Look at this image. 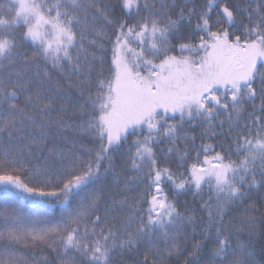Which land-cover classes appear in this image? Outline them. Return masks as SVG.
Here are the masks:
<instances>
[{
  "label": "snow or ice",
  "instance_id": "6c2138e0",
  "mask_svg": "<svg viewBox=\"0 0 264 264\" xmlns=\"http://www.w3.org/2000/svg\"><path fill=\"white\" fill-rule=\"evenodd\" d=\"M50 133L61 143L39 156ZM125 145L134 176L116 171ZM108 173L106 196L96 185ZM188 193L203 224L196 208L178 210L173 197ZM254 193H264V0H0V264H48L20 245L49 248L59 264L185 253L201 264L213 231L209 264H255L250 249L228 259L225 224L246 200L255 220Z\"/></svg>",
  "mask_w": 264,
  "mask_h": 264
},
{
  "label": "trees",
  "instance_id": "16d2710c",
  "mask_svg": "<svg viewBox=\"0 0 264 264\" xmlns=\"http://www.w3.org/2000/svg\"><path fill=\"white\" fill-rule=\"evenodd\" d=\"M199 3H204L205 0H198ZM213 16H215V13H213ZM24 31L23 28L18 29V35L21 34ZM107 44V41H105ZM110 61L111 58V51L109 50L107 53H105ZM54 131V130H53ZM193 133L197 136L196 144L197 146L201 143L200 140V133L201 129L199 126L195 127L193 130ZM61 143L59 139H53V135L50 133L47 141L44 145L45 151L39 153V156H44L46 154V149L50 148L52 146V143ZM206 143H211L214 146L217 144L216 139H208L205 141ZM131 141H129V144ZM87 144V141H86ZM87 146H91L88 144ZM128 145H125L124 148L121 150V153L116 154L115 156V163L117 165L116 171L117 172H122L124 176H134L135 172L129 169V166L125 164V160L127 158V149ZM160 147H164V145H161ZM217 151L220 149L217 147ZM82 158L87 159V154L83 152L81 149L80 152L78 153ZM235 158V157H234ZM196 159V153L192 152L190 154V158L187 161V164L190 165L191 163L195 162ZM200 160L203 161V155L200 156ZM33 164H41L43 163V160L41 159H34L31 161ZM161 165H167L173 169V171H176V159L175 156H172L169 159H165L163 155L161 154V160H160ZM103 171V169L101 170ZM180 171H183V169H180ZM106 179H103L100 183L96 185L97 188L103 186H106L105 188V195H113L116 194V188L111 184V181L113 179L112 174L108 173L106 174ZM120 188H123V184L120 185ZM140 189L143 188V185L139 186ZM168 191L169 189H165ZM135 194V191L133 192ZM171 195V193H170ZM262 197H264V193H254L253 194V199L256 201L257 208L259 211L251 213L252 216H255V220H250L249 216L245 214V208L252 203L250 200H246L244 202L243 206H238L229 211V214L225 216V224L227 225L228 232L231 235V245L230 248L231 250H235L237 253L236 257L229 256L228 259H235L238 258L242 248L243 249H250L251 250V259L255 261V264H264V202H262ZM178 205V210L181 211L182 213L185 211L186 206L187 207H194L197 209V216H198V222L203 224L207 217L204 212V210H201L199 208L198 202H194V198L191 193L188 194H180L178 196L173 197ZM199 198H196V201H198ZM23 203V202H20ZM24 207L27 208L29 207L28 205L24 204ZM41 207L44 206H32L31 211L36 213L39 212ZM48 211L51 213L52 218L54 219H59L60 216V211L59 208H51L48 207ZM6 224L5 221L2 217H0V231L5 230ZM187 233V248L190 250L192 243H195V240L193 239V234L191 228H188L185 230ZM214 236L215 232L213 231L212 237L213 239H210L206 242L204 246V250L200 255V261L201 264H209L210 257H211V251L210 249L214 246ZM195 239L199 240L201 239V229L197 228L196 233H195ZM179 242L184 245V236L181 235L179 238ZM16 251L18 254L22 253H36V256L41 262L44 260V258H47L48 264H59L58 258H57V253L51 252V249L49 248H43L41 251L40 248H25L24 246L20 245L16 247ZM187 253L184 255H178V256H173L170 258V264H184V259ZM130 259V257L125 254L124 260L127 261ZM120 258H117L118 264H119Z\"/></svg>",
  "mask_w": 264,
  "mask_h": 264
}]
</instances>
